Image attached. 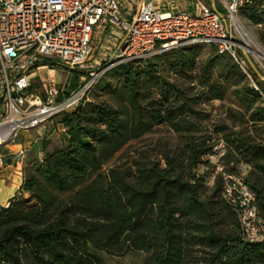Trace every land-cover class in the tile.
Masks as SVG:
<instances>
[{
	"label": "trees",
	"instance_id": "1",
	"mask_svg": "<svg viewBox=\"0 0 264 264\" xmlns=\"http://www.w3.org/2000/svg\"><path fill=\"white\" fill-rule=\"evenodd\" d=\"M239 13L252 23L264 22L259 0ZM260 40L264 45V34ZM197 46L112 67L96 85L94 99L60 114L57 122L66 127L61 143L48 149V141L41 142V158L0 207V264H101L102 252L137 250L147 252L140 264L264 262V243L242 237L238 211L223 197L222 175L216 173L208 186L198 172L210 166L204 157L221 138L226 145L221 164L228 172L247 166L244 180L264 217V137L228 125L209 132L200 122L204 115L193 108L222 98L216 87L203 84L194 72L199 69L236 89L239 116H232V125L248 122L264 134V81L249 65L250 80L211 44L197 66ZM39 63L57 65L49 58ZM102 90L109 100L96 98ZM156 125L166 126L179 142L134 168L103 171L128 142Z\"/></svg>",
	"mask_w": 264,
	"mask_h": 264
},
{
	"label": "built area",
	"instance_id": "2",
	"mask_svg": "<svg viewBox=\"0 0 264 264\" xmlns=\"http://www.w3.org/2000/svg\"><path fill=\"white\" fill-rule=\"evenodd\" d=\"M222 1L224 14L206 0H195L193 11L160 10L151 0H0V149L7 148L20 131L46 124H56L64 134L66 127L56 118L84 103L85 92L103 72L176 48L211 44L217 53L228 54L250 79L249 58L264 81V52L247 44L238 17L239 9L251 0ZM259 1L264 7V0ZM97 29L115 33L104 68L90 72L70 90L41 74L56 66L40 64L44 58L67 71L82 67L96 48ZM225 150V142L218 138L205 155L212 167L208 183H213L216 173L222 175L223 197L238 211L243 239L264 243V217L257 210L254 192L244 180L245 172L225 170L221 164ZM7 156L0 151V170ZM40 158L32 156L29 147L11 155L23 171Z\"/></svg>",
	"mask_w": 264,
	"mask_h": 264
},
{
	"label": "rangeland",
	"instance_id": "3",
	"mask_svg": "<svg viewBox=\"0 0 264 264\" xmlns=\"http://www.w3.org/2000/svg\"><path fill=\"white\" fill-rule=\"evenodd\" d=\"M213 1L217 10L224 14L226 12V8L223 4V1ZM238 17L239 20L242 22V32L247 44L252 50H256L259 48L264 52V45L260 40V35L264 34V22L260 25L252 23L249 21L248 18H246L240 13H238ZM114 40V32L111 33L110 31L102 29L95 30L93 42L96 48L91 54L90 58L87 60V62L82 67L77 69L76 73L72 71H67L66 69L58 65L54 66L52 72H54V80L57 85L59 87H63L64 90H70L76 87L80 82H82L83 78L88 79L90 72H97L104 68L107 65L104 63L110 60L108 52H110V46L114 43ZM197 48V66H199L200 63L205 60V58L212 51V46H210L209 44H199ZM109 69H107L100 76H98L97 79L90 86L89 90L85 92V101L92 100L95 98L96 85L100 80L104 78L106 72ZM194 72L200 75V78L205 86H214L222 94L221 99H213L208 102H201L193 106L196 111L201 112V114L204 115L200 122L202 125H205L209 128V132L212 131L213 127L216 125H228L230 126L231 130H240L244 134L251 136L252 138L259 139L261 137H264V134H259L258 131H255V129L259 127H252L248 122H241L232 125L234 121L232 116H239V111L235 103V95L237 93L235 88L222 85L212 73L201 72L199 71V69H195ZM115 83V78H111V84ZM197 87L198 86L196 84L195 89ZM99 94L100 95L96 98H101L105 100L110 99L103 90L100 91ZM49 126L51 127V125ZM216 136L220 137L221 134H218ZM61 138L62 137L60 136L58 139L54 138L51 141L47 140L50 148L59 145L62 140ZM178 142L179 138L177 137V135L171 132L166 126L156 125L150 132L145 133L141 138L128 142L108 162L103 165V171L105 172L109 167L113 166L122 169H127L129 167L134 168L135 164H144L149 160L157 159L159 153L163 149L174 146ZM240 170L242 172H246L247 166L241 165ZM198 172L200 174L205 175V184L208 186L211 185L208 183V178L212 174L211 167L201 165L198 168ZM15 193L16 192H13L8 197V200L12 196H14ZM1 196H4V194L2 193ZM2 206H4V204H0V207ZM146 255L147 252L145 250L129 251L122 254L102 252L101 264H140Z\"/></svg>",
	"mask_w": 264,
	"mask_h": 264
},
{
	"label": "crops",
	"instance_id": "4",
	"mask_svg": "<svg viewBox=\"0 0 264 264\" xmlns=\"http://www.w3.org/2000/svg\"><path fill=\"white\" fill-rule=\"evenodd\" d=\"M155 7L160 10L166 11H176V10H189L193 11L195 7V0H151ZM207 2V0H206ZM209 5L214 7V1L210 0ZM53 70L42 71V75H49L54 78ZM52 72V74H51ZM35 74H30V78H34ZM46 124L43 126L35 127L29 130L20 131L17 135V138L10 143L7 148L0 149L2 152L9 154L6 158V164L0 170V204L8 203V197L16 192L18 187L22 182V178L26 170H21L19 164H15L11 160V155L16 153L21 147H29L31 150L32 156L42 155L41 142L43 140H53L54 138H59L62 134L59 133L57 125ZM47 148L50 146L47 144ZM2 193L4 196H1Z\"/></svg>",
	"mask_w": 264,
	"mask_h": 264
},
{
	"label": "water",
	"instance_id": "5",
	"mask_svg": "<svg viewBox=\"0 0 264 264\" xmlns=\"http://www.w3.org/2000/svg\"><path fill=\"white\" fill-rule=\"evenodd\" d=\"M211 3H212V0H211ZM248 63H249V65H250V67L253 69V71L256 73V75L259 77V76H261V73H260V71L256 68V66H255V64L252 62V60H250L249 58H248Z\"/></svg>",
	"mask_w": 264,
	"mask_h": 264
}]
</instances>
